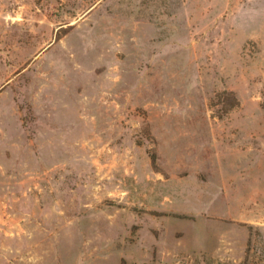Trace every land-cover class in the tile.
Listing matches in <instances>:
<instances>
[{
	"label": "rangeland",
	"instance_id": "obj_1",
	"mask_svg": "<svg viewBox=\"0 0 264 264\" xmlns=\"http://www.w3.org/2000/svg\"><path fill=\"white\" fill-rule=\"evenodd\" d=\"M0 264H264V0H0Z\"/></svg>",
	"mask_w": 264,
	"mask_h": 264
},
{
	"label": "trees",
	"instance_id": "obj_2",
	"mask_svg": "<svg viewBox=\"0 0 264 264\" xmlns=\"http://www.w3.org/2000/svg\"><path fill=\"white\" fill-rule=\"evenodd\" d=\"M237 105V104H236Z\"/></svg>",
	"mask_w": 264,
	"mask_h": 264
}]
</instances>
